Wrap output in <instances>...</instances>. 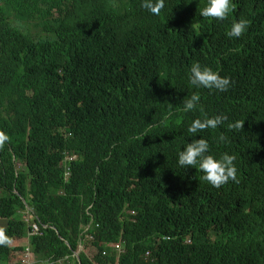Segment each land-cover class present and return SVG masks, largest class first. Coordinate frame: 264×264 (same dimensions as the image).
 <instances>
[{"label":"trees","instance_id":"trees-1","mask_svg":"<svg viewBox=\"0 0 264 264\" xmlns=\"http://www.w3.org/2000/svg\"><path fill=\"white\" fill-rule=\"evenodd\" d=\"M206 3L155 17L141 0H0V264H22L28 213L40 262L264 264V0H232L224 21ZM194 63L229 89L192 86ZM194 93L203 113H183ZM205 116L224 122L190 136ZM200 137L236 157L237 181L178 166Z\"/></svg>","mask_w":264,"mask_h":264},{"label":"clouds","instance_id":"clouds-1","mask_svg":"<svg viewBox=\"0 0 264 264\" xmlns=\"http://www.w3.org/2000/svg\"><path fill=\"white\" fill-rule=\"evenodd\" d=\"M140 7L145 9L152 16L158 17L161 15L162 10L165 9V0H141ZM231 11L232 0H207L206 5L199 8V14L201 17L211 18L217 21H224ZM247 25L248 21L243 19L233 22L230 30L227 32V36L232 38L241 37L245 32ZM188 79L190 84L197 89L202 88L216 90L218 92H226L230 86L228 78L221 77L218 72L213 71L209 67H204L199 63L191 65ZM200 101V95L194 93L182 100V108L180 110L183 113H192L197 110L203 113V109L200 108ZM223 122L224 118L221 116H205L203 119L197 118L190 123L187 132L190 136L195 137L198 133H202L205 130L217 129L223 124ZM244 123V121H236L229 124L228 127L229 129L239 131L243 129ZM150 131L151 129L146 130L143 133L144 137L151 135ZM225 139L226 138L223 135H220L218 138L219 142H224ZM235 159L236 157L228 152H224L218 156L212 154L208 140L203 137L192 139L191 142H188L183 150L179 151L177 154V163L179 167L183 169H197L198 172L203 174V181L207 182L214 188H220L229 181H237ZM30 231L28 232V237ZM28 237H26L27 240ZM31 237L32 236H30V238ZM11 243V239L0 230V246L10 245ZM79 255L80 253H77L76 256L79 258Z\"/></svg>","mask_w":264,"mask_h":264},{"label":"built area","instance_id":"built-area-1","mask_svg":"<svg viewBox=\"0 0 264 264\" xmlns=\"http://www.w3.org/2000/svg\"><path fill=\"white\" fill-rule=\"evenodd\" d=\"M88 229L89 228H87L86 231H88ZM39 231H40L39 225L37 223L33 222L32 223V229L29 233V237H28V240H27L26 245H25V249L21 253V263L22 264H75L69 257H67L65 259H58V260L50 259L47 261L40 262L36 258L32 248H31L30 239H29L30 236L38 234ZM88 238L90 240L94 239L92 236H88ZM115 249L118 252H122V246L120 244L116 245ZM104 254L106 255V252H104Z\"/></svg>","mask_w":264,"mask_h":264},{"label":"rangeland","instance_id":"rangeland-1","mask_svg":"<svg viewBox=\"0 0 264 264\" xmlns=\"http://www.w3.org/2000/svg\"><path fill=\"white\" fill-rule=\"evenodd\" d=\"M33 220L34 219H33V217H32L31 214H29V213L28 214H25V221H26V223L29 222V224H30L31 227H32V223L35 222ZM93 251L94 250H92V251L88 250L87 253L92 256L94 254Z\"/></svg>","mask_w":264,"mask_h":264},{"label":"bare ground","instance_id":"bare-ground-1","mask_svg":"<svg viewBox=\"0 0 264 264\" xmlns=\"http://www.w3.org/2000/svg\"><path fill=\"white\" fill-rule=\"evenodd\" d=\"M30 227V226H29Z\"/></svg>","mask_w":264,"mask_h":264},{"label":"water","instance_id":"water-1","mask_svg":"<svg viewBox=\"0 0 264 264\" xmlns=\"http://www.w3.org/2000/svg\"><path fill=\"white\" fill-rule=\"evenodd\" d=\"M80 260V259H79Z\"/></svg>","mask_w":264,"mask_h":264}]
</instances>
